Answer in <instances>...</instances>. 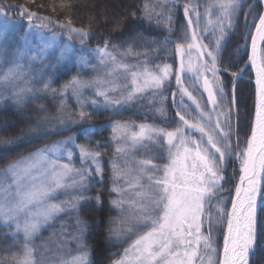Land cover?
Returning <instances> with one entry per match:
<instances>
[{
	"label": "snow or ice",
	"instance_id": "6c2138e0",
	"mask_svg": "<svg viewBox=\"0 0 264 264\" xmlns=\"http://www.w3.org/2000/svg\"><path fill=\"white\" fill-rule=\"evenodd\" d=\"M256 2L259 0L249 4L247 11L244 10L242 0H215L207 7L205 14L209 16L208 24L212 26V34L215 35L217 31L220 33L209 44L203 42L208 29L199 28L201 13L198 5L184 4L183 15L187 23L177 26L172 13L178 0H155L152 5L144 3L139 17L133 11L130 13L132 18L149 25L155 19L157 27L161 20H166L167 27L164 30L169 35L158 41L155 38L149 40L143 33H137L129 41L142 40L155 45L153 56L159 55L168 44L175 43V53L181 59L175 71L168 63H156L149 68L147 65L151 57L145 50L139 65H128L117 61L113 54L112 50L121 46L111 45L110 50L111 42L106 40L104 47L94 50L98 53L100 63L105 64L107 59L111 61L108 67L124 69L130 74L131 87H118L115 80H81L73 77L57 90L43 67L37 69L35 75L29 76L21 70L23 65L15 58L13 66L7 71L0 70V103L9 100L14 108L22 110L30 98L50 94L58 98V111L62 113L69 100L74 99L79 112L76 116H70L69 122L81 124L90 123L92 119L85 106H98L101 103L97 99L88 100L83 95L84 90L94 88L92 94L103 98L105 110L111 109L116 115L121 107L135 103L148 90H151L149 95L153 97V102L163 98V87L175 77L177 91L173 95L179 97L173 100L175 117L172 121L168 120L163 103L156 109L165 123L175 124L173 130L140 124L139 132L129 135V122L113 121L111 124L112 140L116 141V146L114 159L110 161L112 179L108 195H114L115 198L109 199L107 204L110 211L118 210L121 213L120 222L125 227L122 230L113 229L111 225L116 220L109 217L108 232L115 235H109L107 239L110 243H123L133 236L136 238L122 254H117L120 258L110 264H195L197 260H200V264H251V258L259 246L257 199L259 197L264 200V189L261 187V181L264 180V13L253 15ZM13 7H17L22 17H27L29 25L33 19L42 21L40 27L54 23L48 17L36 16L23 6L6 4L5 0H0V17H6L7 11ZM214 12H219L215 21L211 19ZM241 15L246 30L241 37L242 43L237 42V52L243 48L247 54L250 42V54L243 67L224 63L227 48L225 32L232 31L234 25L239 26ZM249 16L252 17L251 23H248ZM56 23L79 36L82 41L90 36L88 31L73 27L70 19L67 24ZM114 27L119 29L120 22L117 21ZM181 32L183 35H180ZM7 33L8 21L5 19L0 27V45L7 38ZM173 36L180 42L174 41ZM129 41H126L129 43L126 55L134 52ZM50 47H41L37 54L30 57L29 71L32 64L47 59ZM193 50L196 53L195 62L192 59ZM68 51L69 48L62 49L57 60L65 59ZM23 55L25 53H16L17 57ZM138 67L140 70H136ZM234 67L239 71H233ZM249 68L255 69L254 122L246 148H240L237 131L234 149L231 117L233 108L237 113L239 111L236 85L241 74ZM186 73L194 74V81H202L203 93L207 94L206 101L202 102L203 94L198 99L184 87L182 76ZM225 76L231 78L227 83ZM229 83L232 85L231 90L228 88ZM195 91L199 92V89ZM6 92L11 94L5 95ZM110 93H119L122 99H113ZM223 107L228 110L224 111ZM40 110L46 111L43 105H40ZM47 120L44 117L35 126L22 130L19 136L0 143L14 145L30 136H42L47 129L42 128L41 123ZM71 142V137L56 141L0 168V227L6 229L3 235L11 240V243L4 245L8 251L0 256V264H51V258L43 253L44 244L38 246L34 243L42 230L54 226L62 213H79L82 202L91 201L96 210L103 209V189L97 191L94 197H86L84 193L91 190L93 180L101 185L104 182L102 153L99 149L106 145L97 143L95 149L79 146V158L83 166L75 168L71 163L73 153L65 147ZM150 148L157 151L148 159H135L134 154H129L141 149L149 151ZM65 153L68 162L61 160ZM233 159L240 162L241 175L235 186L236 198L232 200L229 212L223 204V193L224 184L228 182V164ZM61 195H70L72 198L59 201ZM225 216L227 235L223 237L221 262L212 258L216 252L212 226L213 217L222 221ZM205 223L208 226L207 235ZM76 224L78 232L69 240L75 241L79 248L86 249L83 243L86 221L77 215ZM21 234L22 240L19 239ZM201 247L206 260L200 257ZM13 248L17 250L13 251ZM87 257L88 253L84 251L73 259L72 264H88Z\"/></svg>",
	"mask_w": 264,
	"mask_h": 264
},
{
	"label": "trees",
	"instance_id": "16d2710c",
	"mask_svg": "<svg viewBox=\"0 0 264 264\" xmlns=\"http://www.w3.org/2000/svg\"><path fill=\"white\" fill-rule=\"evenodd\" d=\"M150 5L155 3V0H5L6 4L23 6L24 8L35 13L38 17H48L54 23L41 27L43 30L49 33H57L63 39H67L73 47L78 50L82 49H94L102 48L105 45V41H110L111 45H120L121 47L112 50L114 54L126 55V49L129 47V38L135 36L137 33H143L149 40L155 38L156 40H164L169 34L164 30L167 27V21L161 20L159 27L154 19L152 24L149 25L142 22L139 19H133L130 13L135 11L139 17L141 8L144 3ZM212 0H178V5L175 11L172 13L174 23L179 26L187 23L186 17L183 15V5H198L202 6L205 10L209 7ZM244 3V10H248V5L254 3V0H242ZM262 3L256 2L255 8L252 10L253 15L260 13ZM159 11V9H157ZM166 14V13H165ZM216 17L219 15L218 12H214ZM7 19L19 21L24 26L27 21V17H22L17 11V7H13L7 11ZM69 19L71 20L72 26L78 29L88 31L90 36L81 38L73 33H70L67 28H61L59 24H67ZM119 21L121 27L116 29L114 25ZM252 22V17H248V23ZM42 21L39 19H33L32 24L36 26L41 25ZM211 30V29H210ZM245 22L243 15L239 20V26L234 28L232 31L225 32L227 40V48L224 52V63L239 64L240 67L244 66V62L247 60L249 53V47L247 54L243 48L237 52V42H241V37L245 31ZM213 35L212 33H209ZM180 35H183L181 32ZM219 36V35H218ZM172 39L176 42L175 36ZM211 39L208 40L209 43ZM133 47L139 49L138 58L143 59V53L147 50L148 55L151 57L149 66L162 61H172L173 65L176 63L174 57L175 43L168 44L163 50L159 52V55L153 56L152 53L155 50V45H149L145 41L135 40L129 41ZM136 58V57H135ZM233 71H239L238 68H233ZM87 71L81 70L76 65L65 66L55 73L50 78L53 83V87L57 90L60 89L61 85L65 84L73 77L83 78L86 77ZM175 77L168 89L165 91L166 95L174 97L176 91ZM227 83L231 78L228 76L224 77ZM232 85L229 83L228 88L231 90ZM236 95L239 103V111L236 109L232 110L231 117V131H232V142L235 145L237 143V131L239 132V145L247 146L246 142L250 137L251 127L253 122V116L255 111V87L253 83V74L251 69L244 71L241 74V78L238 80L236 85ZM205 101V100H204ZM203 101V102H204ZM161 101L146 100L141 103L131 105L129 108L123 109L116 115L113 114L111 109L105 110V108H96L94 106H85V110L91 115L92 119L90 123H70L69 117L76 116L79 112V106L70 99L67 106L61 113L58 111L59 100L52 95H38L35 98H30L25 103L22 110H17L11 105V102L0 104V141L15 138L21 134L22 130H27L30 126H35L38 120L43 121L44 117H47L46 122L41 123V127L47 129L46 133L39 137L30 136L27 140L22 143L7 145L0 143V168H3L5 164L10 161H15L18 158L25 156L38 148L46 145H51L56 141L66 140L69 137L72 138L71 152L73 153V164L80 166L81 161L79 158V146H86L95 149L96 144L106 145L101 147L99 150L102 153L101 160L104 167V182L103 184L96 183L93 180L92 188L85 195L88 197H94L97 191L103 189L105 193V205L103 209L96 210L95 205L91 202H82L81 211L76 212H65L60 215L54 223V226L48 227L39 235V238L34 241L36 245L44 244L43 253L44 255L51 258V264H71L70 258L77 256L79 253L82 254L84 251L88 253V264H110L111 261L119 259V255L124 252L125 248H128L129 239L121 243L119 241L110 243L107 237L109 235H115L109 233L108 228L110 227L108 220L109 217L114 218L116 221L119 219V213L117 210H109L107 201L115 198V196L108 195V189L111 187V166L110 161L114 159V148L115 142L112 140V133L107 130V126L112 124L113 121H129L132 120L134 123H151L157 127H162L167 130H173L175 127L174 123H165L164 118L159 116L156 109L160 106ZM158 103V104H157ZM40 105L44 106L46 111L40 110ZM167 110V117L169 121H172L175 117V107L169 101H165ZM224 111L228 109L223 107ZM59 115L65 116V123L61 129L55 125V118ZM237 116L239 119H237ZM223 120V117H222ZM153 151V152H152ZM149 153L153 156L156 153V149L153 148ZM148 154V155H149ZM150 156V155H149ZM159 163V161H157ZM234 166V167H233ZM240 165L228 164L227 176L228 182L224 184V189L235 187L239 175ZM264 189V180L261 184ZM225 199L223 201L227 211L232 197V190L223 194ZM264 200L259 198L257 208V233H258V247L256 254L251 258V264H264ZM79 215L82 220L86 221L87 229L83 233V242L87 246L86 249H80L77 252L78 246L74 241H70L69 238L73 232L78 230L76 224V217ZM215 217H213L214 219ZM227 216L221 221V226H218V231L212 229V233L215 232L216 246L221 251L224 237V230L226 228L225 223ZM220 223V222H219ZM114 224L111 227L114 229ZM207 226V223H206ZM207 229V227H206ZM6 229L0 227V256L4 255L8 249L4 245L11 243V240L3 235ZM207 233V230H206ZM208 234V233H207ZM55 240L60 241V250L64 253L62 256H57L58 245L53 243ZM16 251V248L12 249ZM222 255V252H221ZM221 256L219 257V259ZM223 258V255H222Z\"/></svg>",
	"mask_w": 264,
	"mask_h": 264
},
{
	"label": "rangeland",
	"instance_id": "374dc122",
	"mask_svg": "<svg viewBox=\"0 0 264 264\" xmlns=\"http://www.w3.org/2000/svg\"><path fill=\"white\" fill-rule=\"evenodd\" d=\"M214 2H215V0H212L211 4H213ZM199 11L201 13L199 28H201V29L207 28L208 29V34H207V36L203 42L205 44H209V43H207L208 40L211 39V41L214 42L215 38L220 33H219V31H217L215 33V35L209 34V33H212V31L210 30V29H212V26L208 24L209 16L205 14V10H203L201 7H199ZM218 14H219V12H218ZM214 16H216V15L213 13V15L211 16V19L213 21H215ZM192 18H193V26L195 27V16L193 15ZM5 19H7V18L6 17H0V27L3 26ZM7 21H8L7 38L4 40L3 44L0 45V70L7 71V69L9 67H12L13 66L12 61L14 58L20 64L23 65V68L21 70L26 72L29 76L35 75L36 70L41 68V67L44 68L45 73H47L49 76H51L57 70L65 67V66L76 65L81 70L87 71L86 77L79 78L81 80H97V79L100 81L115 80L116 86H118V87L123 88L125 85H128L129 87H131L130 74L125 72L124 69H122V68H115V66L108 67L107 65H111V61H108L107 59H106L105 64H101L100 60H99L98 53L96 51H94L97 48H94V49H82V48H80V49L76 50L73 47V45L67 39H65V38L63 39L57 33H49L47 31L43 30L41 27L36 26L35 24L29 25L28 20L25 22L23 27L19 21H14V20H10V19H7ZM29 29H31V30L29 31ZM24 37H27V39L25 40ZM48 45H51L52 47L48 48L47 59H45L42 63L38 62V63L32 64L31 71H29L28 66L31 62L30 57L32 55L37 54L39 48L44 47V46H48ZM64 48H69L70 51H68L66 53L65 59L58 61L57 57L59 56L60 51ZM133 48H134V52H133V54H130V55H119V56H117L116 54H114V53L113 54L116 56L117 61H122L128 65H139L140 61L142 60V58L141 57L138 58V55L136 54V53H138L139 49L137 47H133ZM17 52L25 53V55L17 57L16 56ZM175 54L176 53L174 51V55ZM195 56H196V53L193 50L192 59L194 62H195ZM175 58H176V55H175ZM187 60H188V56L185 57L186 63H187ZM163 63H168V64L172 65L173 71H175L174 70L175 65L172 64L173 63L172 61H162L160 64H163ZM147 66L149 68L152 67L149 65H147ZM136 70H140L139 67ZM184 75L185 76L182 78V82H183L184 87L188 88L189 91H192L193 96L197 97L198 99L200 98V94H203V101L204 100L206 101L205 94L203 93V88L201 87L202 81H194V74H192V73H186ZM173 77L171 78V81H172ZM174 82H175V87H176L175 89L177 91V85H176L175 79H174ZM169 85H170L169 83L165 84V86L162 89L163 98L155 100L156 102L161 101L160 103H163L165 105V101H169L173 105L174 98L177 100L179 99V97L172 98L170 95L165 94L166 93L165 91L168 89ZM195 89H199V92L195 91ZM94 90H95L94 88L86 89V90H84L83 95L88 100L97 99V100L101 101V103L98 106H94V107L104 108L103 103H102L103 98L94 96L92 94ZM150 91L151 90H148L147 92H145L143 94V97L141 99H138L135 103L124 105L123 107H121L119 109V113L123 112V109L129 108L131 105L141 103V101L153 100V97L151 95H149ZM176 91H175V93H176ZM10 94H11L10 92L5 93V95H10ZM110 96L113 99H122V96L119 93H110ZM184 99L187 102V98L185 97ZM72 100L74 101V99H72ZM7 102H10V101L5 100L3 103H0V104H4ZM208 108H210V107L208 106ZM65 119L66 118L64 115H59V117L54 119L55 125L58 127V129H61L62 125L65 123ZM214 119H215V117H214ZM61 120L63 122H61ZM221 120H222V117H221ZM126 122H129L128 129H127L129 135L132 132H139L138 126L140 124L154 125V124H151L150 122L149 123H134V121H132V120H129V121L127 120ZM106 128H107V130L110 131V133H112L111 124L109 126H107ZM114 142H115V146H116V141H114ZM71 145H72V142L69 143L68 145H65V147L69 151H71ZM235 145L233 144L234 149H235ZM240 148L245 149L246 145L240 146ZM152 149L153 148H150L149 151H144L141 149V150L135 151V153L130 152L129 154L130 155L134 154L135 159H148L151 157V154H149V153L152 151ZM61 160H62V162H68L67 153H65L61 157ZM71 163L73 164V159H72ZM229 164H231V165L235 164V166H236V164L240 165V162L238 160L233 159L232 161L229 162ZM73 166L75 168H81L83 165L81 164L80 166H75L73 164ZM131 166L134 167V165H131ZM84 195H85V193H84ZM86 197H88V196H86ZM71 198L72 197L70 195H61L59 197V201L70 200ZM59 201H57V202H59ZM262 203H264V201ZM68 212H72V211H68ZM118 213H119V217H118L119 219L116 221V223L114 225V229L122 230V229H124L125 225L120 222L121 213L119 211H118ZM63 214L64 213H62L61 215H63ZM226 223H227V221H226ZM226 223H225V226H226ZM218 226L219 227L221 226V221L216 220V218H214L212 229L217 230ZM80 227H82V226H80ZM206 227H208V226H206V223H205V225H204L205 235H207ZM77 232H78V230L73 232V234H75ZM214 236H215V232L212 233V237H213V247L216 248V252L212 254V258H213V260H216V259H219V257L221 256V258L219 260L222 262L223 248H221V251H219V248L216 246V242H215L216 236L215 237ZM135 238L136 237H134V236L131 238H128L129 239V245L133 242V240ZM19 239L20 240L23 239L22 234L20 235ZM53 243L58 245L59 251H58L57 256L60 257V256L64 255V253L60 250V245H59L60 241L55 240ZM75 244H76V242H75ZM129 245H128V247H129ZM80 249L81 248L78 247L77 252H80L81 251ZM221 252H222V255H221ZM79 255H81V254L79 253L77 256H79ZM77 256H75V257H77ZM75 257L70 258V260L72 261ZM200 257H201V259L206 260V257L204 256V249L202 247L200 249ZM195 264H200V260H197L195 262Z\"/></svg>",
	"mask_w": 264,
	"mask_h": 264
},
{
	"label": "water",
	"instance_id": "95a60500",
	"mask_svg": "<svg viewBox=\"0 0 264 264\" xmlns=\"http://www.w3.org/2000/svg\"><path fill=\"white\" fill-rule=\"evenodd\" d=\"M262 13H264V5H263V11H262ZM248 54H250V44H249V53ZM178 59H179V64H180V56L179 55H178ZM250 69H251L252 74H253V83H254V87H255V103H256L255 69H252V68H250ZM204 94H205V97L207 98V94L206 93H204ZM209 107H211V106L209 105ZM254 113H255V111H254ZM253 122H254V116H253ZM240 175H241V172H240ZM238 183H239V178H238V181H237L236 185ZM261 184H262V181H261ZM231 190H233V191H232V197H231V201H230V205H229V210H228L229 212L231 211V202H232L233 199L236 198L235 187L233 189H232V187H230L227 190H225V192H224V193L230 192ZM258 202H259V197L257 199V208H258ZM225 235H227V223H226V228H225Z\"/></svg>",
	"mask_w": 264,
	"mask_h": 264
},
{
	"label": "flooded vegetation",
	"instance_id": "af4514ba",
	"mask_svg": "<svg viewBox=\"0 0 264 264\" xmlns=\"http://www.w3.org/2000/svg\"><path fill=\"white\" fill-rule=\"evenodd\" d=\"M261 1V3L263 4V2H264V0H260ZM199 7H201L202 9H203V7L202 6H199ZM204 10V9H203ZM187 19V18H186ZM176 55V63H175V69L174 70H176L178 67H179V59H178V54H175ZM175 55H174V57H175ZM185 75H183L182 76V78L184 77ZM172 98H174L173 96H172Z\"/></svg>",
	"mask_w": 264,
	"mask_h": 264
},
{
	"label": "bare ground",
	"instance_id": "6f19581e",
	"mask_svg": "<svg viewBox=\"0 0 264 264\" xmlns=\"http://www.w3.org/2000/svg\"><path fill=\"white\" fill-rule=\"evenodd\" d=\"M263 5H264V2H263V4H262V8H261V12L260 13H262V11H263ZM249 44H250V42H249ZM252 124H253V122H252ZM241 166V165H240ZM233 191V190H232ZM224 235H225V230H224ZM263 246H264V243H263ZM222 248H223V244H222ZM254 257V256H253Z\"/></svg>",
	"mask_w": 264,
	"mask_h": 264
}]
</instances>
